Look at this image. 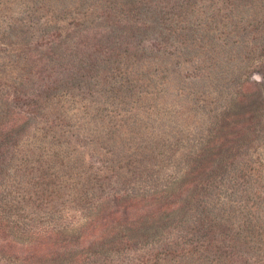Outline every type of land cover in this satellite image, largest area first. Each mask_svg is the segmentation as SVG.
Returning <instances> with one entry per match:
<instances>
[{
	"label": "rangeland",
	"instance_id": "1",
	"mask_svg": "<svg viewBox=\"0 0 264 264\" xmlns=\"http://www.w3.org/2000/svg\"><path fill=\"white\" fill-rule=\"evenodd\" d=\"M0 264H264V0H0Z\"/></svg>",
	"mask_w": 264,
	"mask_h": 264
}]
</instances>
